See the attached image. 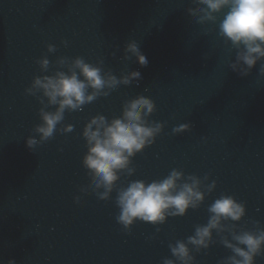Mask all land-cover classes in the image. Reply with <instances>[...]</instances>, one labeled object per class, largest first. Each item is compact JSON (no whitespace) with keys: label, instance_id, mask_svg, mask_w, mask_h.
Returning <instances> with one entry per match:
<instances>
[{"label":"clouds","instance_id":"1","mask_svg":"<svg viewBox=\"0 0 264 264\" xmlns=\"http://www.w3.org/2000/svg\"><path fill=\"white\" fill-rule=\"evenodd\" d=\"M198 7L187 11L197 22H211L218 26V35L225 45L234 50L235 58L230 68L241 76H247L258 62L264 61V0H193ZM222 13V17L218 14ZM67 46L68 41H62ZM56 51V45L47 44V52ZM114 55V53H113ZM135 58L141 66L148 63L135 40L124 47V59ZM41 75L33 76L25 93L36 97L40 122L34 126V133L26 137V145L32 149L59 132L73 130L71 123L62 124L65 112L82 111L83 106L98 97H107L120 85L138 83V70L122 72L119 76L103 68V60L88 62L82 56H59L55 68L49 73L50 60L47 54L36 59ZM259 73L264 75V63ZM156 110L155 101L147 95L137 94L122 103L119 116L108 118L97 113L84 124L82 136L86 152L82 164L91 179L89 186L80 191L95 193L100 200L111 199L116 192L115 203L119 209L116 221L130 232L137 220L160 225L169 217L184 216L189 209H197L207 194L213 192L216 181L210 183L209 174L200 177L185 174L173 168L164 177L150 182L144 179L128 180L118 184L121 176L131 177L136 169L132 158L153 144L164 128V122L150 120ZM62 127H58L61 125ZM190 123L173 127V133L189 130ZM74 200L82 203L80 196ZM206 223L196 224L193 234L184 239L169 242L173 258L165 257L162 264H198L195 253L207 250L217 241L231 251L217 264H256L257 256H264V226L253 220L254 227L239 225L246 215V204L235 196L221 193L207 207ZM160 231L159 228L156 229ZM7 264H16L10 258Z\"/></svg>","mask_w":264,"mask_h":264}]
</instances>
